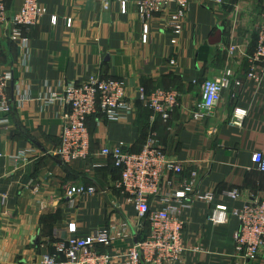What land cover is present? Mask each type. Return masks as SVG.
<instances>
[{
	"label": "crops",
	"instance_id": "crops-1",
	"mask_svg": "<svg viewBox=\"0 0 264 264\" xmlns=\"http://www.w3.org/2000/svg\"><path fill=\"white\" fill-rule=\"evenodd\" d=\"M235 1L203 5L193 0L177 44H172L165 14L152 18L149 41H142L136 0H126L125 11L121 0H40L47 12L36 26L24 29L26 48L10 38L8 29H0V69L13 73L8 89L13 113L8 124L0 125V264H35L70 223L76 224L80 237L109 227L114 236L107 248L112 264H126L123 254L136 240L128 233L135 234L142 220L114 187L121 170L100 152L121 143L125 150L138 152L149 135L185 163L178 180L192 171L199 174L201 197L182 211L186 250L174 264L232 263L239 219L229 215L215 223L211 212L218 205L240 209L264 188V172L251 160L254 152H264V76H249L259 67L254 60L259 31L255 18ZM6 5L14 11L21 0H6ZM219 28L223 41L213 44L210 38ZM232 45L237 49L230 53ZM227 71L233 83L223 91L214 115L195 120L191 111L201 100L202 82ZM91 74L124 79L130 108L115 120L101 113L90 116V156L65 164L50 153L60 143L62 106L38 98L59 83L82 81ZM140 87L149 92L177 89L181 105L165 121L139 99ZM21 150L27 151L28 160L16 169L10 160ZM78 183L95 185L98 192L77 195L71 204L67 193ZM234 188L241 191L240 199L228 195ZM208 192L214 194L211 202L203 198ZM249 264H264V250Z\"/></svg>",
	"mask_w": 264,
	"mask_h": 264
},
{
	"label": "built area",
	"instance_id": "built-area-1",
	"mask_svg": "<svg viewBox=\"0 0 264 264\" xmlns=\"http://www.w3.org/2000/svg\"><path fill=\"white\" fill-rule=\"evenodd\" d=\"M108 1V0H104ZM193 0H136L139 19L142 23V41L147 43L150 37V21L156 14L167 16V26L172 33V44H177L185 28L186 13ZM203 5L223 4L225 0H196ZM122 9H126V0H121ZM47 9L40 0H21L18 9L9 10L6 0H0V29L6 28L13 41L22 47H28L27 38L23 35L25 28L36 26L46 14ZM57 22V17H53ZM71 26L72 19H67ZM237 49L229 47L230 53ZM255 62L249 76L259 80L264 76V23L259 30ZM171 64L176 60L171 59ZM232 72L218 79H206L202 82V97L191 111L195 120L212 117L215 108L222 99L225 89L232 86ZM13 80V73L0 69V125L9 122L13 105L8 97V89ZM235 85H240L235 81ZM127 83L120 78H104L91 74L86 79L72 83H59L54 90H49L39 100L62 106V133L59 145L50 152L62 163L85 160L91 154V134L88 118L101 113L106 118L115 120L122 109H129L127 101ZM28 98V97H27ZM139 99L149 107L154 115L165 121L171 118L172 112L181 105V94L174 88H158L147 91L139 88ZM244 116L242 110L238 112ZM102 155L111 157L116 168L121 170L120 178L115 180L118 189L131 203L142 220L136 233L128 237L136 238L123 254L126 264H174L186 250L184 230L186 222L181 217L182 211L190 202L201 197L197 191L198 171L178 180L185 170V163L171 156L162 147L155 135H149L143 148L138 152L125 150L123 143L114 147H103ZM28 160L26 150H21L11 157V166L18 169ZM252 163L264 172V152L252 154ZM164 180L166 182L164 183ZM95 185L78 183L69 188L67 193L71 204L74 197L83 194H95ZM234 199L241 198V191L234 188L228 192ZM203 198L211 202L212 192ZM154 202L159 206L152 207ZM229 215L239 219V227L234 233V250L231 264H249L257 260L264 250V188L258 195L244 202L240 209H229L227 206H216L210 215L215 223H223ZM148 223L149 231L145 234ZM127 224L123 229L126 230ZM114 236L108 228H102L92 235L80 237L76 234V224L70 223L48 245L51 250L42 254L35 264H112L113 255L107 250L112 245ZM46 244H41V247ZM194 250H199L194 247Z\"/></svg>",
	"mask_w": 264,
	"mask_h": 264
},
{
	"label": "rangeland",
	"instance_id": "rangeland-1",
	"mask_svg": "<svg viewBox=\"0 0 264 264\" xmlns=\"http://www.w3.org/2000/svg\"><path fill=\"white\" fill-rule=\"evenodd\" d=\"M228 1L229 0H225L224 3H227ZM235 2H241L239 6L245 9V15L251 18H255L254 23L257 24L256 28L259 31L260 27L264 23V0H236Z\"/></svg>",
	"mask_w": 264,
	"mask_h": 264
},
{
	"label": "water",
	"instance_id": "water-1",
	"mask_svg": "<svg viewBox=\"0 0 264 264\" xmlns=\"http://www.w3.org/2000/svg\"><path fill=\"white\" fill-rule=\"evenodd\" d=\"M223 41V29L219 28L215 35L210 38V42L213 44L221 43Z\"/></svg>",
	"mask_w": 264,
	"mask_h": 264
},
{
	"label": "trees",
	"instance_id": "trees-1",
	"mask_svg": "<svg viewBox=\"0 0 264 264\" xmlns=\"http://www.w3.org/2000/svg\"><path fill=\"white\" fill-rule=\"evenodd\" d=\"M149 231V226H148V223H147V226H146V229H145V234L148 233Z\"/></svg>",
	"mask_w": 264,
	"mask_h": 264
}]
</instances>
